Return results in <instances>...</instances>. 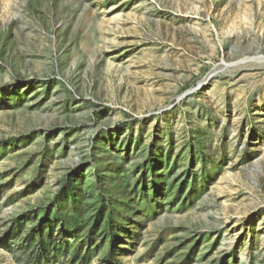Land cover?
Returning a JSON list of instances; mask_svg holds the SVG:
<instances>
[{"label":"rangeland","instance_id":"rangeland-1","mask_svg":"<svg viewBox=\"0 0 264 264\" xmlns=\"http://www.w3.org/2000/svg\"><path fill=\"white\" fill-rule=\"evenodd\" d=\"M2 89L0 264H264V0H0ZM93 161L158 202L110 261L19 252L11 220L73 172L92 197Z\"/></svg>","mask_w":264,"mask_h":264},{"label":"trees","instance_id":"trees-1","mask_svg":"<svg viewBox=\"0 0 264 264\" xmlns=\"http://www.w3.org/2000/svg\"><path fill=\"white\" fill-rule=\"evenodd\" d=\"M6 91L7 89H2L0 96ZM17 93L18 90L12 91L8 97L17 100L19 98ZM149 164L151 165L148 168H151L149 169L151 171L148 174L154 181L157 174L154 172V163L151 158L148 159ZM89 168L94 172L93 175L97 180V185L89 189L92 197L88 198L84 194L82 175L76 177V173L73 172L65 177L62 188L47 206L36 208L25 217L26 219L11 220L6 237L8 240L13 239L15 244L19 245V252L31 253L32 259L36 258L39 263H43L52 255L55 256V251L71 246L72 239L71 241L82 240L71 253L74 261L82 258L87 261L95 257L92 255L95 252L102 253L105 261H110L120 240L117 233L122 230L124 222H130V219L119 221V218L140 216V212L143 211L137 206L138 199L148 207L151 205V197L158 202L155 189H152V195H149L146 186L138 184L137 190L140 191V196L134 200L135 195H133L131 200L120 204L112 195L111 189L104 187V179L100 172L101 165L93 161ZM126 185V183L123 184V188ZM88 203L91 205L88 206ZM88 214L90 216L82 222L81 219L86 218ZM26 220H28L27 223ZM28 225H30L29 228ZM83 235L85 238H81ZM84 248H87L86 255L83 253Z\"/></svg>","mask_w":264,"mask_h":264}]
</instances>
